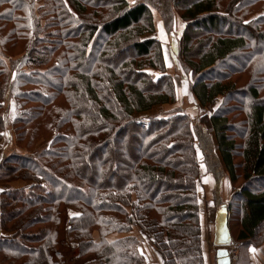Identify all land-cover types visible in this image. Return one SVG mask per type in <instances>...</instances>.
Wrapping results in <instances>:
<instances>
[{"label": "trees", "instance_id": "obj_1", "mask_svg": "<svg viewBox=\"0 0 264 264\" xmlns=\"http://www.w3.org/2000/svg\"><path fill=\"white\" fill-rule=\"evenodd\" d=\"M152 9L169 33L180 12L199 105L224 99L197 123L136 117L177 102ZM263 92L264 0H0V144L16 103L25 151L3 158L0 184L31 183L1 195L0 264H73L66 244L83 264H148L134 232L164 264H206L202 164L216 203L227 176L240 188L227 206L234 264H252L264 245Z\"/></svg>", "mask_w": 264, "mask_h": 264}, {"label": "rangeland", "instance_id": "obj_2", "mask_svg": "<svg viewBox=\"0 0 264 264\" xmlns=\"http://www.w3.org/2000/svg\"><path fill=\"white\" fill-rule=\"evenodd\" d=\"M128 1L135 3L138 0H128ZM152 13L154 17V24L156 30L154 37L158 38L163 45L164 57L167 66V73L173 78V81L176 86L177 102L176 104L173 105L159 106L155 110L147 114L137 115L136 117L138 121L144 124H148L150 117H154V116L162 117L170 113L180 112V111L190 116V120L192 121V123H197L203 119L208 118L224 102V99H220L215 106H208V107H202L195 99V96L191 91V85L194 81V78L189 68L184 63V59H183L184 57L182 54L183 51L181 49L182 35L186 25L180 17V12L179 11L175 12V21L173 22V25L170 28L172 33H169L167 31L161 14L155 9H152ZM155 75L158 74L155 73ZM261 95L264 96V92ZM15 105L16 103H11L10 105L8 104V102H6L5 104L4 116H5L6 128L3 134V140L4 138L7 139L9 136V138L12 137L10 140L13 141V135L15 134V130H16L14 119H16L17 117L15 114V108H16ZM43 125L44 123L41 125V127ZM45 129L48 130L46 127ZM49 133H51L49 130L42 131V135L44 136L49 135ZM39 137L43 138L41 134L39 135ZM28 139H30L29 136ZM38 139L39 138H37V140ZM45 144L46 143H44L42 140L35 149H41L42 147H44L43 145ZM20 150H22V152L24 151V149H20ZM25 150H27L28 152L32 151L31 148ZM198 159L199 161L203 160V156L201 152H198ZM2 160L0 161V163L2 162ZM16 182H21V183L23 182L24 184L27 183L26 184L28 185L27 188L30 187L31 185V183L29 182H24V181H16ZM5 184H10V183H5ZM5 184H0V185H5ZM214 189H215L214 180L211 176H209L206 173L202 164L200 166V176L198 182V202L200 206V220L202 226L203 249L206 250V252L207 251L209 252L210 257H214L216 251V248L213 246L215 216L217 212H219L224 205L228 206L231 203V201L234 198V195L239 192L240 188L238 186L235 187L230 182L229 176H227L222 183L220 203L219 202L216 203L214 197ZM73 213L74 212L71 210L64 211V223H63L64 225H62L61 227L62 234H64L63 231L65 229L66 220L69 219V217ZM233 221L236 226V223L238 221L237 218L234 217ZM134 234L139 236L140 240L142 241V247L147 257L153 258L152 262L154 264L156 263L164 264L161 257L158 255V252L156 251V249H154L155 247L153 246L151 239L145 238L144 236L140 235L137 232H134ZM1 235L2 232L0 230V236ZM116 237L117 236H112V238H116ZM96 240L99 241L98 234H96ZM232 248L236 249V245L234 243L230 249L232 250ZM60 250L66 257V260L68 256V259L72 260L73 264H83L84 260L78 257V254L75 251L73 245L66 244L64 246H61Z\"/></svg>", "mask_w": 264, "mask_h": 264}, {"label": "water", "instance_id": "obj_3", "mask_svg": "<svg viewBox=\"0 0 264 264\" xmlns=\"http://www.w3.org/2000/svg\"><path fill=\"white\" fill-rule=\"evenodd\" d=\"M233 245L230 213L227 205L217 212L214 223L213 246L216 248V264H233L229 248Z\"/></svg>", "mask_w": 264, "mask_h": 264}, {"label": "crops", "instance_id": "obj_4", "mask_svg": "<svg viewBox=\"0 0 264 264\" xmlns=\"http://www.w3.org/2000/svg\"><path fill=\"white\" fill-rule=\"evenodd\" d=\"M11 138H9V136L7 139L4 138V140L0 144V161L5 156H8L9 154H11L14 151H17L18 153L24 154V151L22 152V150L18 149L15 142L10 140ZM26 184L27 183L24 184L23 182L22 183L21 182H14V183H10V184L0 185V205H1V194L4 191H13V190H19V189L27 188L28 185H26ZM143 252L145 254L144 250H143ZM204 253H205L206 264H216V251H215L214 257H210L209 252L208 251L206 252V250H204ZM145 256H146L148 264H154L152 262L153 258H148L146 254H145ZM250 256H251L252 264H264V245L259 247V248H251L250 249ZM156 264H160V263H156Z\"/></svg>", "mask_w": 264, "mask_h": 264}, {"label": "built area", "instance_id": "obj_5", "mask_svg": "<svg viewBox=\"0 0 264 264\" xmlns=\"http://www.w3.org/2000/svg\"><path fill=\"white\" fill-rule=\"evenodd\" d=\"M232 262L235 263L238 260V254L235 248L231 250Z\"/></svg>", "mask_w": 264, "mask_h": 264}]
</instances>
